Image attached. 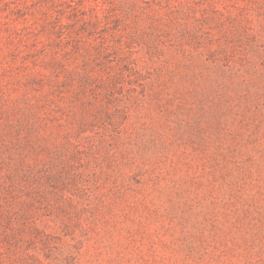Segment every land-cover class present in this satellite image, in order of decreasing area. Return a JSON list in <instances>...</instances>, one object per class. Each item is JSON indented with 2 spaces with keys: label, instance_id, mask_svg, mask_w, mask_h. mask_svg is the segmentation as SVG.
I'll return each mask as SVG.
<instances>
[{
  "label": "rangeland",
  "instance_id": "1",
  "mask_svg": "<svg viewBox=\"0 0 264 264\" xmlns=\"http://www.w3.org/2000/svg\"><path fill=\"white\" fill-rule=\"evenodd\" d=\"M1 120L0 264H264V0H0Z\"/></svg>",
  "mask_w": 264,
  "mask_h": 264
},
{
  "label": "trees",
  "instance_id": "2",
  "mask_svg": "<svg viewBox=\"0 0 264 264\" xmlns=\"http://www.w3.org/2000/svg\"><path fill=\"white\" fill-rule=\"evenodd\" d=\"M62 25L65 26L64 24ZM97 46L99 45L96 44V47ZM102 47L103 44L100 46V48ZM115 78V76H112L109 82H107L110 83L108 85L115 84ZM72 81H74V79H72L70 82ZM95 81L96 78L91 75L89 71L85 70L80 79L77 81V86L81 91H84L87 86L91 85ZM108 91L109 90H107V92ZM48 101H51V98H48ZM1 119L3 120V118ZM2 120L0 121V125L2 124ZM20 129V131H22V128ZM2 130L3 133L0 132L1 140H3V138L6 139L7 136L11 135L12 130L14 133H18L15 129V126L10 123L2 128ZM28 130L30 133L32 132V127L30 125ZM33 134L34 132H32V135ZM11 143L13 142L4 144L3 152L6 153V157H0V220L4 219L2 215L3 212H6V216H10L8 214L11 211H19V214L28 213L31 207H33L35 201H38L37 197L43 194L37 186L36 176L32 174V170L26 165V155L22 152H17L15 157L14 149L11 151L9 148ZM4 158L7 159V162L3 160ZM35 168L37 169V167ZM42 169L43 167L38 170L40 171ZM61 169H57L55 172H47L46 170L44 171L45 173L43 176H45L46 180L51 183L54 188H58V183H61L62 181ZM19 194L24 197L23 200H19V196L17 198V195ZM27 197L28 200H26Z\"/></svg>",
  "mask_w": 264,
  "mask_h": 264
}]
</instances>
